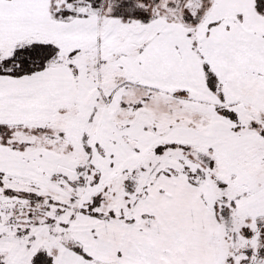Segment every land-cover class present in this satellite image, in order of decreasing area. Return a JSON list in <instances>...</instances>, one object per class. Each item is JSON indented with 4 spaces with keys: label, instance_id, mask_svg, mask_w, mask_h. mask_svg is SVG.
<instances>
[{
    "label": "snow or ice",
    "instance_id": "6c2138e0",
    "mask_svg": "<svg viewBox=\"0 0 264 264\" xmlns=\"http://www.w3.org/2000/svg\"><path fill=\"white\" fill-rule=\"evenodd\" d=\"M0 264H264V0H0Z\"/></svg>",
    "mask_w": 264,
    "mask_h": 264
}]
</instances>
